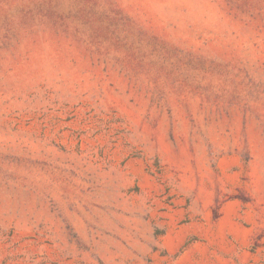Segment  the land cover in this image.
Wrapping results in <instances>:
<instances>
[{
	"label": "rangeland",
	"instance_id": "374dc122",
	"mask_svg": "<svg viewBox=\"0 0 264 264\" xmlns=\"http://www.w3.org/2000/svg\"><path fill=\"white\" fill-rule=\"evenodd\" d=\"M0 264H264V0H0Z\"/></svg>",
	"mask_w": 264,
	"mask_h": 264
}]
</instances>
